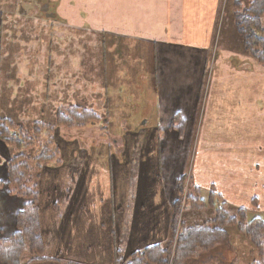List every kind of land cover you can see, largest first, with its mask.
<instances>
[{
    "label": "crops",
    "instance_id": "0c3cea01",
    "mask_svg": "<svg viewBox=\"0 0 264 264\" xmlns=\"http://www.w3.org/2000/svg\"><path fill=\"white\" fill-rule=\"evenodd\" d=\"M49 1L55 5V11L53 18H47L48 29L57 23L63 25L65 29L81 28L95 35L104 31L112 32L120 38L122 45L117 43V37L112 39L107 37L108 46H122V54L129 56L128 61H131L130 57L135 61H143L144 58L147 60L146 67L140 66L137 71L140 74L146 70L140 78L151 77L154 80L150 85L151 89L145 86V93L157 96L162 91L169 97L171 95V99L166 102L167 107L162 109L163 114L171 118L179 116L184 120V137L188 138L185 157L188 160L191 152L193 159L191 169L189 168L190 180L199 189L209 191L206 196L211 199V205L218 204L217 196L227 201L230 199L233 205H241L246 200V198L240 200L244 193L243 188L249 187L251 190L254 185L264 186V178H259L257 176L259 172H256L262 170L264 173V67L246 56L242 50H238L239 52L222 50L219 53L214 51L216 45L212 43L213 31L218 18L219 0ZM3 2L4 0H0V5ZM17 5L19 0L13 2L12 12L17 10ZM26 8L28 9V5ZM21 10L26 11L22 8L19 11ZM3 12L0 6V28L2 15L8 14ZM8 36H5V40H8ZM102 36L103 39L106 38ZM1 38L0 33V41ZM43 39L45 42L48 41V35L43 36ZM42 44H44L43 41L38 43V45ZM125 46L126 48H123ZM234 55L238 56L239 62H248L251 67L242 70L238 62L233 61ZM59 57H62V65L58 64L57 69L62 74L60 73L58 88L61 85L64 86L65 81H62L61 77L65 79L68 75L73 83L75 79H81L82 57H70L68 54ZM116 59L117 57H97L99 64L101 62L103 64V70L101 71L102 64L98 65L96 62L97 66L92 67L97 70L92 73H95L96 78H100L101 73L104 74L103 71L107 70V60L114 62ZM118 59L126 61L124 57H118ZM180 61L183 72L192 79V82L188 79L187 82H183V85H191L188 90H191V93H187L188 97L182 99L185 110L188 112L187 116L192 113L194 115L191 123L183 117L178 107L181 102L180 93L184 94L186 90L179 89L178 84H171L170 81L178 77V71L174 75L170 73L176 68L175 63ZM68 68L72 69L68 70ZM99 71L100 73L96 74ZM231 72H233L231 74L233 78L237 79L236 85L246 80L243 78L262 79L260 83L241 88L244 91V104L240 110V121L235 126L239 134L238 138L234 140L231 137L228 141L222 137L219 144L209 143L210 129L207 125L198 123L197 129L193 128L195 111L191 112V108L193 106V109H196L198 94L202 93L204 83H208L209 80L210 86L212 79L220 77L221 85H223L226 77L231 76L229 75ZM162 82L168 88L160 87ZM140 85L142 86V83ZM141 90L144 88L141 87ZM95 92L87 90L82 93L81 85L77 87L74 84L66 100L72 104L83 105L82 98H85V102H91ZM175 99L177 102L174 104ZM144 100L145 97H143ZM193 101H195L194 105ZM157 104V100L153 98L151 106ZM206 104L207 101L205 106ZM129 109L135 110L137 106L130 102ZM141 109L138 105V110L141 111ZM147 116L148 113H141L137 116L138 121L133 125H141L142 129L150 122ZM160 119H162L161 122L164 119L167 120ZM156 126L158 127L157 124H151L152 128L143 132L145 145L139 146L138 149H133L136 144L127 133L125 139L127 144L122 151L120 150L121 152L114 150L93 152L79 155L75 164L65 166V162L58 167L50 165L42 167L39 194L47 198L51 195V191L61 189L60 197L64 201V215L72 213L75 218L72 222H77L74 229L71 227L58 239L50 240L45 234L46 227L49 226L45 219L42 220L44 228L42 238L48 253H53V246L58 244L64 245L66 254L80 263L124 264L132 253L141 252L155 245H166L172 240L175 203L178 185H180L178 180L183 174L188 175L189 170L186 169L187 161L181 162V150H177L176 155L172 151L163 155L161 151L163 144L161 147V139H158L156 135ZM187 126H191L189 133L188 130L186 131ZM247 127L250 128L248 133L245 132ZM195 129L196 132H194ZM133 133L135 135L137 131ZM168 133L169 142L171 133ZM188 144H190L189 147ZM233 144L238 151H232ZM117 154L119 155L114 156ZM116 157L120 159L114 160L117 159ZM97 158L103 160H96ZM169 158H172V161ZM165 161L166 164L169 163L168 166L172 165V171L169 174L162 171ZM178 161L183 167L177 171L173 168V163H179ZM222 163L227 168L222 169L220 167ZM245 171L257 177L243 178ZM198 195L202 196L200 192ZM70 221L69 219L68 222ZM205 221L207 227L214 226L211 220ZM218 246L227 245L224 242L213 243L208 246L206 252L213 255L218 251L212 249ZM229 247H231L230 243ZM56 254L60 255V253ZM228 258L231 259L232 256L229 255Z\"/></svg>",
    "mask_w": 264,
    "mask_h": 264
},
{
    "label": "rangeland",
    "instance_id": "374dc122",
    "mask_svg": "<svg viewBox=\"0 0 264 264\" xmlns=\"http://www.w3.org/2000/svg\"><path fill=\"white\" fill-rule=\"evenodd\" d=\"M251 1L219 0L217 9L218 18L215 30L213 31L214 41L212 43L216 45L214 46L216 47L214 51L219 53L222 50L227 52L228 50L232 52H239L241 50L242 42L236 34L234 12L241 11ZM13 2L15 0H4L0 5L4 11L3 14L8 13L2 15V26L0 28L2 35L0 41V123L10 120L15 124V128L27 126L28 123L37 120L53 123L59 110L64 111L72 105L66 98L68 99L74 84L77 87L81 85L82 93L87 90L96 91L94 99L91 102H85V98L83 97V105H77L94 108L101 118L97 119L94 122L95 124L75 127L69 131L65 130L62 125L57 126L54 134V143L58 146L59 155L52 158V160H48V162L54 161L56 164L58 161L62 164L66 162L65 166H67L75 164L79 155L104 152L105 150L122 151V148L127 144L125 143L127 133L131 135L130 137H132L136 144V147L133 149H138L139 146L145 145V133L143 132L150 130L152 128L151 124H157L158 127L156 126L155 128L156 135L158 139H161V147V144H163V148L161 149L163 155L170 151L176 155V151L181 150V162L187 161L188 167L186 169L189 170L188 175L183 174L178 180L181 185L180 190L178 185V204L175 215L180 211L182 212L179 234L183 232L184 228L191 226L193 222L202 223L205 220H216L219 216H222V211L224 210V215H226L225 220L223 222L220 220V223L217 220L212 224L227 231L225 238L221 241L226 243L227 246H218L212 249L218 252L213 253L215 257L208 264H250L258 260L261 257L260 254H264V186L254 185L251 187V190H249V187L243 188L242 191L244 193L240 200L242 201L245 198L246 200L241 205H233L230 199L227 201L219 196L216 198L218 199V201L216 200L218 204L211 205V201L209 202V198L206 196L209 191L202 189H198L196 192L193 191L192 185L194 183L190 180V169L193 159L191 158V152L189 153L188 160L185 157L188 138L184 137V120L179 116L171 118L167 114H163L162 109L167 107L166 102L171 99V95L169 97L162 91L157 96L145 93V86L147 85L151 89L150 85L154 80L151 77L140 78L146 70L140 74L137 71H139L138 68L140 66H145L147 60L144 58L143 61H135L130 57L131 61H128L129 56L124 53V55L122 54V46H108L107 37H110V39L117 37V43L122 45L120 38L116 34H112V32L107 33V31H104L99 32V35H95L81 28L68 27L65 29L63 25L57 23L51 25L50 29H48L47 18H53L55 11V5L49 0H19V5L16 6L17 10L12 12ZM27 5L28 9L26 8ZM21 8L26 11H19ZM37 17L40 18L36 19ZM6 35H9L8 40H5ZM47 35L49 39L45 42L43 36ZM102 35L106 38L103 39ZM42 41L44 44L38 45ZM62 41L65 42L61 43ZM130 45L134 46L135 44ZM123 48H126V46ZM65 54H68L70 57H82V76L81 79H75V83L70 81L68 75L65 79L61 77V80L65 81L64 86L61 85L58 88L60 73L62 74L57 69L58 64L62 65V57L59 56ZM97 57H117L114 62L107 60V70L103 71L104 74L101 73L102 77L100 76V78H96L95 73H92L94 70H97L93 68L97 66L96 62L98 65L102 64V62L99 64ZM118 57H124L126 61L119 60ZM237 57V55H234L232 59L238 62L242 70L251 67L248 62H239ZM222 59L224 60V58ZM70 64L73 65L72 62ZM175 66L176 68L170 74H177L178 71V77L172 78L170 81L171 84H178L179 89L186 90L184 94L180 93L181 102L178 107L182 111L183 117L187 119L188 123H191L194 115L192 113V115L187 116L188 112L185 110L182 99L188 97L187 93H191V90L188 91L191 85H183V82H187V79L192 82V79H189L186 73L183 72L181 61L175 63ZM71 69L68 68V70ZM99 73L100 71L96 74ZM231 74L233 72L229 73V75ZM243 79L246 80L236 85L237 79L231 75L230 77H226L225 82L221 85L220 77H218L211 80L210 86L208 80V83H204L202 93L198 94L197 107L195 110L193 106L191 108V112L195 111V124L193 128H196L198 123L207 125L210 129L209 143L217 142L219 144L222 137H225L228 141L231 137L234 140L238 138L239 134H237L235 126L240 121V110L244 104V91L241 88L260 83L262 78ZM141 83L142 86L140 85ZM141 87L144 90H141ZM160 87L168 88L165 87V83L163 82L160 84ZM197 92L198 89L196 90ZM128 93L130 94L129 96ZM143 97H145L144 101ZM153 98L157 100L158 104L151 106ZM206 101L207 104L205 106ZM130 102L134 103L137 109H129ZM173 102L175 104L177 100L175 99ZM194 103L195 101L192 102L193 105ZM138 105L141 106V111L138 110ZM143 112L148 113L147 119L149 118L150 122L148 124L150 125L146 123L147 125L141 129L140 126L133 124L138 121L137 116L141 113L143 114ZM157 116L159 119L156 120ZM190 116L191 118H189ZM160 118H166L167 120L164 119L161 122L162 119ZM178 119L180 121H177ZM168 124L171 125L167 126ZM169 128H172L175 132H171L172 130H169ZM190 129L191 126L186 127L188 133ZM196 129L194 132H196ZM133 131H137V133L134 135ZM249 131L250 128L247 127L245 132L248 133ZM168 132L171 133L169 142L167 140ZM189 146L190 144H188ZM38 148L36 145L27 147L25 153L31 151L30 153L34 154L39 150ZM232 151H238L235 144L232 146ZM17 152L15 149L8 148L7 144L0 140V241L16 232L18 228L16 214L23 209V203H30L32 199L33 206L28 210V220L29 218L34 220L37 230L43 236L44 228L42 220L45 219L49 226L48 228L46 227L45 234L50 240L58 239L60 235L66 234V230L71 229V227L74 229L77 223L72 222L75 219L72 213L64 215V201L60 197L61 189L60 191L58 189L51 191V195L47 198L41 197L39 187L38 191L36 189L33 191L35 193L34 196L28 197H19L8 192L10 187L7 184L6 161ZM119 154L114 156H118ZM99 158L96 160H103ZM116 158L114 160L120 159V157ZM169 160L172 161V158H169ZM173 160L175 161L176 158L174 157ZM168 164L165 161V164L162 166L163 173H171L172 165L170 167ZM50 166L58 167L59 165ZM181 167H183L182 163H173L175 170L178 171ZM220 167L222 169L227 168L223 163ZM21 171L23 172V169ZM35 171L36 169L34 168L28 169L25 179H30L32 185L37 181L40 186L43 170L41 169L38 180L36 179ZM256 172H259L257 174L259 178H264L262 170ZM228 173H230L229 170ZM257 176L252 173L248 174L245 171L243 178L252 177L253 179ZM29 185L27 184L26 188ZM51 188L53 187L51 186ZM197 192L202 194L200 196L202 201L200 209H198V205L191 207V201L186 200L187 194L195 195ZM256 195L257 197H255ZM69 219L71 220L70 222H68ZM22 222L26 224V221L23 219H21V225ZM179 236H177V239ZM173 237L174 233L172 234V241ZM229 243L231 247H229ZM53 250V253H48L45 250V254L54 256L55 253H60V255L56 254L55 256H58L62 260L75 261L73 257L66 254L64 245L56 244L53 246ZM202 253L201 255L198 253L197 258L191 264H202L208 257V255ZM229 255L232 256L231 259L228 258ZM75 262L77 264H86L79 261Z\"/></svg>",
    "mask_w": 264,
    "mask_h": 264
},
{
    "label": "trees",
    "instance_id": "16d2710c",
    "mask_svg": "<svg viewBox=\"0 0 264 264\" xmlns=\"http://www.w3.org/2000/svg\"><path fill=\"white\" fill-rule=\"evenodd\" d=\"M234 23L236 34L242 42V52L264 67V0H252L241 11L234 12ZM99 118L101 117L94 108L72 104L64 111L59 110L53 123L37 120L28 123L27 126L17 128L10 120L0 123V140L5 142L8 148L18 151L6 161L7 184L10 187L8 192L19 197L34 196L33 191L35 189L38 191L39 183L36 181L32 185L30 179H25L28 169H36L38 180L42 167L49 164H61L60 161L57 164L54 161L48 162L59 155L58 146L54 143L57 126L62 125L65 130L69 131L75 127L95 124L94 122ZM33 145L38 146L39 150L34 154L30 153L31 151L25 153V149ZM27 184H30L28 188H26ZM192 186L194 192L199 189L195 185ZM186 200L191 201V207L198 205V209L201 208L202 201L198 192L195 195L187 194ZM32 203L33 199L30 203H23V209L16 214L18 227L16 232L0 241V264H77L70 260H62L55 255L45 254L42 234L37 230L34 220L30 218V221L28 220V210L33 206ZM177 204L178 200L175 203V210ZM222 212V216L211 222L217 220L219 223L220 220L223 222L226 215H224V210ZM21 219L25 220L26 224L22 222L21 225ZM206 223V221L195 222L194 225L184 228L175 245L171 240L166 245H155L141 252H134L124 264H191L197 258L198 253L201 255L203 251L205 252L202 254L208 257L202 264H208L215 257L206 252L208 246L221 242L227 231L217 225L209 228ZM173 227H175L174 223ZM260 256L258 260L250 264H264V254L261 253Z\"/></svg>",
    "mask_w": 264,
    "mask_h": 264
},
{
    "label": "built area",
    "instance_id": "2783aa9c",
    "mask_svg": "<svg viewBox=\"0 0 264 264\" xmlns=\"http://www.w3.org/2000/svg\"><path fill=\"white\" fill-rule=\"evenodd\" d=\"M181 217H182V212L180 211L176 215V225H175V231H174V237H173V242L177 239V236L179 235V226L181 224ZM175 243V242H174Z\"/></svg>",
    "mask_w": 264,
    "mask_h": 264
},
{
    "label": "flooded vegetation",
    "instance_id": "af4514ba",
    "mask_svg": "<svg viewBox=\"0 0 264 264\" xmlns=\"http://www.w3.org/2000/svg\"><path fill=\"white\" fill-rule=\"evenodd\" d=\"M140 126H141V125H140ZM123 148H124V147H123ZM123 148H122V149H123Z\"/></svg>",
    "mask_w": 264,
    "mask_h": 264
}]
</instances>
